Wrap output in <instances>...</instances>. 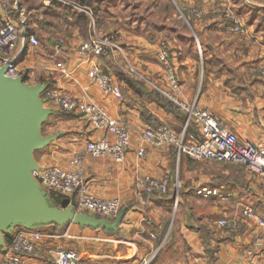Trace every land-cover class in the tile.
Wrapping results in <instances>:
<instances>
[{
	"label": "crops",
	"instance_id": "1",
	"mask_svg": "<svg viewBox=\"0 0 264 264\" xmlns=\"http://www.w3.org/2000/svg\"><path fill=\"white\" fill-rule=\"evenodd\" d=\"M26 1L32 0H13L23 10ZM178 1L193 16L185 15L189 34L143 20L133 27L129 22L123 32L114 19L109 30L120 50L111 48L107 57L94 58L89 63L79 53V47L91 37V26L78 23L83 14L74 20L70 15L71 34L67 38L59 35L51 40L47 52L39 45L27 47L19 62L30 77V85L43 84L90 100L130 130L131 144L122 163L111 157L84 154V174L92 193L101 198H119L124 213L114 232L67 227L74 236L67 242L72 241L75 251L89 264H140L159 247L152 264H264V232L242 217L246 205L264 217V179L238 176L228 169L213 170L186 154L179 157L173 145L154 147L143 139L149 127L165 125L177 132L184 127L185 115L158 97L151 87L152 83L164 82V67L157 54L166 48L188 103L196 102L219 115L241 142L264 144V0ZM232 20L246 32L228 31L227 24ZM24 24L38 36L33 23L26 19ZM103 31L104 24H99L96 32L103 35ZM60 38L65 43L57 52ZM121 54L126 63L120 59ZM93 64L114 77L123 100L102 94L92 84L87 72ZM46 107L54 112L47 136L57 138L36 151L34 158L39 167L67 168L75 153L85 152L87 141L104 133L96 131L79 114L62 117L64 113L56 106ZM187 138L198 140V131L190 128ZM140 147L146 151L143 158L137 155ZM144 175L178 177L181 191L177 205L171 193L141 195L135 179ZM202 187L219 189L228 198L199 196L196 192ZM68 200L69 205L72 199ZM220 220L237 226L221 227ZM46 228L52 230L51 226ZM62 242L63 239L45 242L40 257L30 259L28 264H52L49 252L63 248ZM256 242L262 246L249 256L248 250Z\"/></svg>",
	"mask_w": 264,
	"mask_h": 264
},
{
	"label": "built area",
	"instance_id": "2",
	"mask_svg": "<svg viewBox=\"0 0 264 264\" xmlns=\"http://www.w3.org/2000/svg\"><path fill=\"white\" fill-rule=\"evenodd\" d=\"M57 1L46 0L45 3ZM25 20V11L13 0H0V69L7 67L5 73L7 77L13 79L23 77L27 82L30 78L27 71L20 68L16 61L21 57L24 49L37 47L39 39L25 26ZM227 30L237 34L246 32V29L236 20L228 22ZM64 43L63 38L58 40L55 47L57 52ZM111 48L120 50L115 43L114 35H100L96 29H93L91 37L79 47V53L90 63L94 58L107 57ZM199 53L201 55L200 50ZM157 59L164 67V82L160 85L152 83V91L182 112L185 115V123L181 132L174 131L165 125L149 127L143 134L144 141L154 147L173 145L179 157L186 154L196 161H217L241 165L264 179V144L241 142L219 115L200 107L196 102L188 103L184 98V90L172 66L168 50L162 48L157 54ZM62 72L68 74L63 68ZM131 72H135L134 69L131 68ZM87 76L102 94L123 100L122 90L116 84L114 77L103 72L98 65L93 64ZM41 98L45 107L46 104H50L63 112L79 114L96 131L104 135L87 141L85 152L75 153L69 160L67 168L58 165L42 166L32 171L33 177L51 198L52 194L67 199H72L74 196L76 212L114 221L121 212L122 201L119 198H101L92 193L84 174V154L94 158L111 157L115 162L122 163L131 144L129 128L111 118L102 107L94 102L77 98L59 89L47 87ZM193 125L198 131L199 138L189 141L187 134ZM137 155L139 158L145 157V148L140 147ZM135 186L141 195L171 193L175 206L178 203L181 189L178 177L171 179L168 175L161 178L149 175L138 176L135 179ZM196 194L205 198L211 196L222 200L228 198L221 190L208 187L200 188ZM242 217L254 222L264 232V217L255 212L251 206L246 205L242 208ZM219 225L233 228L237 226V223L220 220ZM11 235V241L6 243L3 250L0 249V264H28L30 259L40 257V248L45 242L74 239V236L67 230L60 233L53 230H31L23 227L15 228ZM261 246L260 242H256L248 250V255L251 256ZM160 249L161 247L151 257L143 259L140 264H152ZM49 253L54 257L52 264H89L77 251L72 249L60 248Z\"/></svg>",
	"mask_w": 264,
	"mask_h": 264
},
{
	"label": "water",
	"instance_id": "3",
	"mask_svg": "<svg viewBox=\"0 0 264 264\" xmlns=\"http://www.w3.org/2000/svg\"><path fill=\"white\" fill-rule=\"evenodd\" d=\"M24 53L25 49L16 63ZM6 71L7 67L0 69V249L6 245L5 234L16 227L38 230L71 224L116 231L124 213L114 221L78 213L74 196L69 205L60 208L33 177L32 171L39 169L34 153L57 138L42 135L44 123L54 112L41 98L46 85L7 77Z\"/></svg>",
	"mask_w": 264,
	"mask_h": 264
},
{
	"label": "rangeland",
	"instance_id": "4",
	"mask_svg": "<svg viewBox=\"0 0 264 264\" xmlns=\"http://www.w3.org/2000/svg\"><path fill=\"white\" fill-rule=\"evenodd\" d=\"M45 1H26L23 4V8L26 13L27 22L35 25L37 37L39 38V47L46 52L49 50L47 46H49V43L50 45L52 43L50 42L51 40H56L60 36L67 38L68 34H71L70 27L72 23L68 20L70 15L73 16L74 20L76 15L83 14L82 19L79 17L78 23L81 26L83 24H90L92 31L93 29L98 31L99 24H104V36L114 35L109 30V26L114 19L118 21L116 27L123 32L129 26V22L132 23L131 27H133V25L143 20L144 22H151L154 25L171 27L173 30L191 33L190 26L185 20V15L193 16L186 9L182 8L178 0H175L177 6L173 0H58L56 2L59 4L58 6H53V3L46 4ZM168 4L174 6L175 10H172ZM116 42H118L117 38H115ZM38 53L42 55L40 51ZM120 59L126 63L123 54L120 55ZM52 124L53 118L49 117L42 127L43 136L48 135ZM202 162L213 167V170L214 168L218 170L228 169L230 172L238 173V176L259 177L243 166L217 161ZM71 242L63 240L61 246L65 249L75 250L76 248L71 245ZM52 258L54 260L53 256Z\"/></svg>",
	"mask_w": 264,
	"mask_h": 264
},
{
	"label": "trees",
	"instance_id": "5",
	"mask_svg": "<svg viewBox=\"0 0 264 264\" xmlns=\"http://www.w3.org/2000/svg\"><path fill=\"white\" fill-rule=\"evenodd\" d=\"M59 4L56 3V2H53V6H58ZM169 7L172 9V10H175V7L168 4ZM157 95V94H156ZM158 96V95H157ZM159 97V96H158ZM164 100V99H163ZM166 101V100H164ZM168 104H170L168 101H166ZM171 105V104H170ZM63 112V111H62ZM64 114L62 115V117H68L69 115L67 114H72V113H67V112H63ZM193 126H191L190 128H193ZM195 128V127H194ZM153 195H157V193L153 194ZM153 195H150V196H153ZM159 195V194H158ZM52 199H53V202L59 206H62V207H66L68 205V202L69 200L66 199V198H63L61 196H58V195H55V194H52ZM71 225V224H70ZM70 225H66L64 227H57L55 225H52V230L53 231H58L60 233L62 232H65L67 230V227H69ZM47 228L46 227H43L42 230H46ZM12 239V235L11 234H5V240H6V243H9Z\"/></svg>",
	"mask_w": 264,
	"mask_h": 264
}]
</instances>
